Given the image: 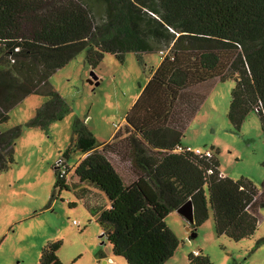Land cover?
Wrapping results in <instances>:
<instances>
[{
    "label": "trees",
    "instance_id": "trees-1",
    "mask_svg": "<svg viewBox=\"0 0 264 264\" xmlns=\"http://www.w3.org/2000/svg\"><path fill=\"white\" fill-rule=\"evenodd\" d=\"M81 51L91 68L105 54L122 62L133 52L142 64L145 53L161 57L109 141L99 143L76 118L63 154L65 159L73 152L83 156L71 183L87 201L96 195L103 203L87 205L113 256L125 264H164L178 246L164 219L188 200L191 233L208 217L209 205L217 235L234 241L250 237L264 206V180L257 188L248 179L221 176L213 151L211 157L176 151L182 126L173 123L181 99L194 102L208 80L230 79L229 122L239 129L255 112L264 133V0H0V124L31 93L47 99L26 126L47 131L68 114L69 103L48 79ZM203 97L199 93L196 102ZM21 128L0 130V172L14 161ZM111 153L129 162L128 183ZM65 169L61 175L53 166L54 189H68L71 169ZM60 245V240L46 244L38 264H62ZM187 260L212 264L200 251Z\"/></svg>",
    "mask_w": 264,
    "mask_h": 264
},
{
    "label": "rangeland",
    "instance_id": "rangeland-1",
    "mask_svg": "<svg viewBox=\"0 0 264 264\" xmlns=\"http://www.w3.org/2000/svg\"><path fill=\"white\" fill-rule=\"evenodd\" d=\"M160 61L158 53L143 54V64L133 52L125 53L122 62L105 54L99 65L91 68L85 61V51H81L48 79L69 103L68 114L50 124L47 131L26 126L35 109L47 99L41 93L27 95L9 111V120L0 124V130L22 128L13 145L14 161L0 172V264H38L41 249L56 240L61 241L57 256L62 264H102L103 258L112 264H125L108 252L110 247L101 236L97 216L87 205L103 203L96 195H90L89 201L82 196L79 187L71 183L75 180L73 171L67 174L68 189H54L53 166L63 158L76 118L99 143L107 142L124 124L149 72ZM233 86L230 79L208 80L198 87L194 102L181 99L177 103L179 112L173 124L182 126L183 146L210 149L223 175L233 180L248 179L260 188L264 180V133L255 112L246 116L239 129L229 122L227 110ZM203 92L202 101L197 103L196 97ZM80 158L79 152H73L63 159L72 169ZM109 159L128 183L132 179L129 162L116 153L109 154ZM207 207L208 217L190 239L193 230H186L190 226L186 218L177 210L166 215L165 223L176 235L178 246L164 264H189L188 255L198 251L212 264H264V242H260L264 237V206L258 208L260 221L254 233L239 241L215 233Z\"/></svg>",
    "mask_w": 264,
    "mask_h": 264
},
{
    "label": "built area",
    "instance_id": "built-area-1",
    "mask_svg": "<svg viewBox=\"0 0 264 264\" xmlns=\"http://www.w3.org/2000/svg\"><path fill=\"white\" fill-rule=\"evenodd\" d=\"M176 151H188V152L193 153L194 155L204 156V157H211V155H212V152H211L210 149H205V150H201V149H191L190 147H186V146H183V145H178L176 147ZM55 165L58 167L61 175L65 173L66 163L64 162V159L63 158L60 159V160H58V162ZM220 175L222 176V174H220ZM73 223L74 224H77L76 221H73Z\"/></svg>",
    "mask_w": 264,
    "mask_h": 264
},
{
    "label": "water",
    "instance_id": "water-1",
    "mask_svg": "<svg viewBox=\"0 0 264 264\" xmlns=\"http://www.w3.org/2000/svg\"><path fill=\"white\" fill-rule=\"evenodd\" d=\"M91 74L93 75V72L91 71ZM94 79H96V76H93ZM182 216L186 218V220L191 223L193 221V206L190 200L183 203L181 206H179L176 209ZM186 230L189 231L190 227L187 226ZM102 235V234H101ZM195 233H190L189 237H194ZM106 263V261H102V264Z\"/></svg>",
    "mask_w": 264,
    "mask_h": 264
},
{
    "label": "crops",
    "instance_id": "crops-1",
    "mask_svg": "<svg viewBox=\"0 0 264 264\" xmlns=\"http://www.w3.org/2000/svg\"><path fill=\"white\" fill-rule=\"evenodd\" d=\"M159 56H160V55H159ZM160 58H161V57H160ZM124 122H125V121H124ZM118 128H119V127H118ZM112 136H113V135H112ZM110 139H111V138H110ZM110 139H109V140H110ZM109 140H108V141H109ZM103 143H105V142H103ZM82 157H83V156H81V158H82ZM81 158H80V159H81ZM77 163H78V162H77ZM77 163H76V164H77ZM76 164H75V165H76ZM73 168H74V166H73ZM73 168H72L70 171H72ZM221 174H222V173H221ZM222 175H223V174H222ZM93 190H94V189H90L89 191H90V192H91V191L93 192ZM107 249H108V252H111V249H109V248H107ZM111 255L113 256L112 252H111ZM102 261H106V263L104 262V264H112V263L110 262V260H107V259H105V258H103Z\"/></svg>",
    "mask_w": 264,
    "mask_h": 264
}]
</instances>
